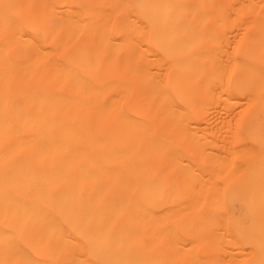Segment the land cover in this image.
Listing matches in <instances>:
<instances>
[{"label":"bare ground","instance_id":"6f19581e","mask_svg":"<svg viewBox=\"0 0 264 264\" xmlns=\"http://www.w3.org/2000/svg\"><path fill=\"white\" fill-rule=\"evenodd\" d=\"M0 264H264V0H0Z\"/></svg>","mask_w":264,"mask_h":264}]
</instances>
